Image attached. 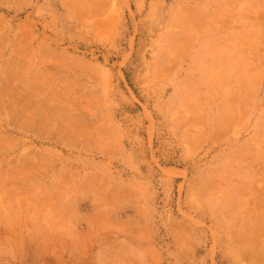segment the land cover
Here are the masks:
<instances>
[{
	"label": "rangeland",
	"instance_id": "obj_1",
	"mask_svg": "<svg viewBox=\"0 0 264 264\" xmlns=\"http://www.w3.org/2000/svg\"><path fill=\"white\" fill-rule=\"evenodd\" d=\"M0 264H264V0H0Z\"/></svg>",
	"mask_w": 264,
	"mask_h": 264
},
{
	"label": "bare ground",
	"instance_id": "obj_2",
	"mask_svg": "<svg viewBox=\"0 0 264 264\" xmlns=\"http://www.w3.org/2000/svg\"><path fill=\"white\" fill-rule=\"evenodd\" d=\"M62 98V97H61ZM33 103V102H32ZM31 105V104H30ZM255 261V260H254Z\"/></svg>",
	"mask_w": 264,
	"mask_h": 264
}]
</instances>
